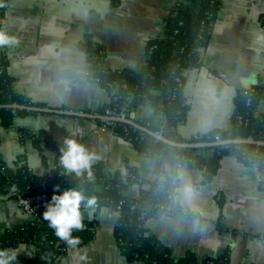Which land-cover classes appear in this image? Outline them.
<instances>
[{
    "label": "crops",
    "instance_id": "obj_1",
    "mask_svg": "<svg viewBox=\"0 0 264 264\" xmlns=\"http://www.w3.org/2000/svg\"><path fill=\"white\" fill-rule=\"evenodd\" d=\"M172 4L173 0H7L4 30L17 37L16 43L3 46L12 90L41 107L103 115L111 94L89 79L82 46L99 47L106 69L139 73L146 65L147 43L163 37ZM209 35L199 66L182 71L188 109L176 132L183 139L228 129L234 96L249 87L259 88L257 110L264 117V40L257 39L264 35V0H219ZM244 77L252 82L245 85ZM208 83L214 85L218 99L206 111L202 89ZM134 111L143 126L156 128L158 118L149 104L139 103ZM99 121L51 113L16 115L8 127H0L2 172L13 177L24 168L40 178L54 165L63 138L74 135L97 154L92 164L97 163L103 174L134 170L142 184L129 186L125 194L136 197L155 178L154 158ZM181 168L184 176L177 175L167 209L145 220L148 232L175 258L191 253L202 260L225 253L229 264H264L259 171L230 154L220 158L208 181L198 169ZM184 184L191 185V198L183 194ZM82 213L91 237L68 246L59 264H145L122 254L114 237L117 211L101 206ZM31 219L13 199L0 197V233ZM21 245L18 257L34 254L31 243L7 248Z\"/></svg>",
    "mask_w": 264,
    "mask_h": 264
},
{
    "label": "trees",
    "instance_id": "obj_2",
    "mask_svg": "<svg viewBox=\"0 0 264 264\" xmlns=\"http://www.w3.org/2000/svg\"><path fill=\"white\" fill-rule=\"evenodd\" d=\"M6 2L7 0H0L1 12ZM218 7L219 0H176L170 15L165 20L163 37L153 38L147 43L146 65L139 73L129 69H104L101 49L92 45L82 46L89 63V79L93 81L98 78L101 83L119 85L116 93L119 98L113 100L110 96V101L102 110L103 114L107 109H118L126 102V96L132 93L135 97L127 103V109L134 110L135 106L142 102L149 104L158 118V123L154 130L147 128L155 133L160 132L162 137L170 141L214 142V134H219L221 140L241 138L264 141V117L257 110L260 91L256 86L236 92L228 129L211 130L190 139H183L176 132L177 125L185 120L188 109L183 96L182 71L199 66V53L209 41L211 24ZM151 47L153 48L150 51ZM92 55H96L94 62ZM6 64V59L0 56V105L17 103L43 106L27 100L12 90V79L7 74ZM248 98L250 101L247 104ZM28 113L30 112L2 108L0 109V127H8L13 117ZM135 122L142 125L138 119H135ZM113 131L124 139L130 137L132 145L138 151L153 157L155 161V178L148 189H141L139 201L146 207V215L143 219L139 218L140 211L130 209V205L136 199L124 194L133 180L121 173L114 174L113 179L105 181V184H110L111 188L102 189V192L97 193L99 196L104 195L112 199L115 204L123 201L120 216L114 227V237L122 254L130 260L142 261L145 264H229L225 253L202 260H198L191 253L175 258L168 247L148 232L144 222L157 211L164 210L168 206V196L173 194L177 186V179L175 185L172 184V178L174 176L177 178L175 165L181 162L183 167L200 170L204 180L208 181L215 174L220 158L227 154L233 155L243 164L259 171L261 180L258 185L264 193V145L248 143L198 149L178 148L163 143L137 128L135 132L132 128H128L126 135L121 127L115 124ZM140 136L143 138L140 139ZM44 137L46 143H49L48 136ZM35 141L38 142V140ZM2 164L0 156V194L7 192L8 187L11 186L24 187L28 183L36 184L37 179L32 174H24L21 170L13 177L6 176L2 172ZM165 165L168 166L167 171H165ZM125 171L136 174L131 168ZM101 174L99 169L96 175L102 177ZM161 174L164 175L163 182L159 179ZM55 185L61 187L55 188ZM63 187L80 188L86 196L96 193L92 189L91 178L81 183L53 182L49 190L53 194L54 191H60ZM72 235L77 238L73 244L85 243L91 237L90 227L85 226L74 230ZM60 239L46 219H31L29 222L13 226L0 233V247L7 248L20 243H31L35 247L34 254L30 257L19 256V264H59L58 260L66 248L73 245L65 239Z\"/></svg>",
    "mask_w": 264,
    "mask_h": 264
},
{
    "label": "built area",
    "instance_id": "obj_3",
    "mask_svg": "<svg viewBox=\"0 0 264 264\" xmlns=\"http://www.w3.org/2000/svg\"><path fill=\"white\" fill-rule=\"evenodd\" d=\"M175 1L176 0H173L172 7L175 5ZM6 23H7V21L3 15V12H1V9H0V29H4L6 26ZM152 48L153 47L150 48V51L152 50ZM0 56L2 57V59L3 58L6 59V54H5V50H4L3 46H0ZM95 60H96V55H92V61L94 62ZM103 68L106 69L105 67H103ZM93 82H95L97 84H101L103 87L108 88L110 90L111 98L113 100H116L117 98H119V96L116 95L118 88H119V85L117 83L114 85L107 83V82L101 83L98 78H95L93 80ZM133 97H135V95L132 93L131 94L129 93L128 96H126V98H125L126 102L122 106H120L118 109H107L105 114H103V115L113 116V117L120 119V120L127 119V120L135 121V119H137L135 111L134 110L129 111L127 109V107H128L127 103L130 102V100H132ZM249 101H250V99L248 98L247 104ZM100 123L110 127L112 130L114 129L115 124H118L121 127L122 131L126 135L128 134V128H132V130L134 132L136 130V127L134 128V127L129 126L128 124L121 122V121L100 120ZM156 133H160V132H156ZM142 138L143 137L140 136V139H142ZM125 140H127L129 142L131 141L130 137L125 138ZM213 140H214V142L220 141L221 140L220 135L214 134ZM131 144H132V141H131ZM59 156H60V154L56 158L52 168L49 171H47L43 176H41L40 178H37L36 184L28 183L24 187H17V186L8 187L7 192L0 194V197L6 195L9 198L13 199L15 201V203L17 204V206L22 210V212L26 215H29L32 218V220L44 219L43 218V211L45 210L46 204L51 199V196H52V193L49 190V186L53 182H55V183L56 182L81 183L84 180L91 178L92 182H93V188L92 189L96 193L93 195H90V196H86V197H95V200H94L93 204L88 205L87 207H84V203L82 202V205H81L82 210L88 209V208H93L96 210L97 208H99L101 206H106V208L108 207V208H111V209L117 211L119 216H120L123 201H120L117 204H115L114 201L112 199L108 198L107 196L97 195V193L102 192V189L111 188L110 184H105V181L113 179L114 174L113 175H105L102 173L101 174L102 177L97 176L96 173L100 168H99V165L97 163H94L91 165V169H92V175L91 176H88L87 173H84L80 176H77L74 172H71V171L63 168V166L60 164ZM177 165H180V167H181L183 164H182V162L177 163L175 165V168ZM21 171L24 174H31L30 170H28V169L22 168ZM100 171H101V169H100ZM121 175L125 176L126 178H129L130 180H133L132 185L133 184H139V185L142 184V180L137 176V174H130V173L124 171L123 173H121ZM176 179L177 178L175 176L172 178V184L173 185H175ZM146 189H148V188H146ZM126 192H127V190H126ZM125 195L130 197V198L136 199V201L130 205V209H131V211L132 210L140 211L139 212L140 213L139 218L143 219V217L146 215V213H145L146 207L144 205H142L141 201H139L141 198V193H139L136 197H131L127 194H125ZM172 196H173V194L168 196L169 201L172 199ZM165 209H167V207L164 208V210ZM118 218H117V221H118ZM60 240H62V238Z\"/></svg>",
    "mask_w": 264,
    "mask_h": 264
},
{
    "label": "clouds",
    "instance_id": "obj_4",
    "mask_svg": "<svg viewBox=\"0 0 264 264\" xmlns=\"http://www.w3.org/2000/svg\"><path fill=\"white\" fill-rule=\"evenodd\" d=\"M258 40H264V35H258ZM17 37L8 33L4 29H0V46L12 45L16 43ZM242 82L247 85L252 82L251 77L242 78ZM202 104L207 111L213 104L217 102L216 90L214 85L208 83L202 89ZM207 118V117H205ZM96 153L90 151L85 144L79 142L74 135H67L63 138V145L60 148V164L64 169L74 172L77 176L87 173L92 175L91 165L94 159H98ZM165 165V171H167ZM176 173L183 178L184 173L180 165L176 166ZM161 182L164 175L159 176ZM60 188V185H55ZM182 191L185 197L191 198L193 189L190 184H184ZM95 197H86L85 193L77 187H63L60 191H54L51 199L47 202L43 211V218L49 223V226L55 230V234L62 239L67 240L69 244L76 241V237L72 235L74 230L81 229L84 225L82 202L84 207L94 203ZM21 245L18 248L0 247V264H14L18 259V253L22 250Z\"/></svg>",
    "mask_w": 264,
    "mask_h": 264
},
{
    "label": "water",
    "instance_id": "obj_5",
    "mask_svg": "<svg viewBox=\"0 0 264 264\" xmlns=\"http://www.w3.org/2000/svg\"><path fill=\"white\" fill-rule=\"evenodd\" d=\"M2 108L18 110V111H26V112H35V113L74 115L78 117H86V118H91V119H99V120H107V121H121L128 125L136 127L140 131L148 134L149 136L157 140H160L163 143H166L168 145L178 147V148L198 149V148L225 146V145H230V144H248V143L264 145V141H257V140L252 141V140L241 139V138L225 139V140H220V141H215V142H175V141H170L166 139L165 137H162L160 133H155L149 130L147 127L140 125L133 120H127V119L120 120L113 116H107V115H102V114H89V113H84V112H73L70 110H60V109H53L49 107H41V106L25 105V104H17V103L0 105V109Z\"/></svg>",
    "mask_w": 264,
    "mask_h": 264
}]
</instances>
